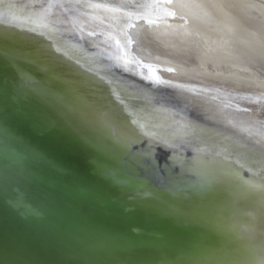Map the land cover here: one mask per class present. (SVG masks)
Masks as SVG:
<instances>
[{
	"label": "bare ground",
	"instance_id": "obj_1",
	"mask_svg": "<svg viewBox=\"0 0 264 264\" xmlns=\"http://www.w3.org/2000/svg\"><path fill=\"white\" fill-rule=\"evenodd\" d=\"M251 54L264 0H0V264H264Z\"/></svg>",
	"mask_w": 264,
	"mask_h": 264
},
{
	"label": "snow or ice",
	"instance_id": "obj_2",
	"mask_svg": "<svg viewBox=\"0 0 264 264\" xmlns=\"http://www.w3.org/2000/svg\"><path fill=\"white\" fill-rule=\"evenodd\" d=\"M28 115L36 130L40 133L51 134L54 137L79 135V129L70 122L54 120L40 107H37L34 112H31Z\"/></svg>",
	"mask_w": 264,
	"mask_h": 264
},
{
	"label": "water",
	"instance_id": "obj_3",
	"mask_svg": "<svg viewBox=\"0 0 264 264\" xmlns=\"http://www.w3.org/2000/svg\"><path fill=\"white\" fill-rule=\"evenodd\" d=\"M244 59L247 61V62H250V63H254V64H259V65H263L264 66V61L263 59H261L260 57L256 56V55H245Z\"/></svg>",
	"mask_w": 264,
	"mask_h": 264
}]
</instances>
